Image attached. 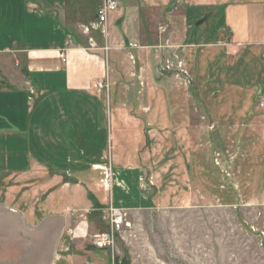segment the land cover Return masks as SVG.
Segmentation results:
<instances>
[{
	"label": "crops",
	"instance_id": "obj_1",
	"mask_svg": "<svg viewBox=\"0 0 264 264\" xmlns=\"http://www.w3.org/2000/svg\"><path fill=\"white\" fill-rule=\"evenodd\" d=\"M116 1L120 8L108 14L103 32L97 24L102 0H0V57L10 60L8 65L0 63V180L10 182L8 186L0 184V191L6 192L4 201H0V264H78L80 252H73L70 246L62 248L63 230L73 219L72 213L64 211L80 208L81 174H88L90 179L84 182L87 188L101 192L104 200L98 173L91 169L101 165L104 149L95 155L94 146L110 139L119 145L134 137L136 157L146 147L141 151V164L144 166V161L152 157L145 155L150 154L148 145L155 143L162 132L159 126L146 128L150 124L145 125L141 118H129L128 112L137 108L124 109L119 95H139L143 89L136 86L128 90L119 84L127 77V52L112 49L122 47L129 39L139 42V34L133 30L129 33L130 26L138 30L161 26L159 21L164 17L171 26H182L187 32L200 18L189 0H180V19L174 16L179 9L176 0ZM257 4L251 1L250 8L237 6L232 10L228 0L204 1V24L210 23L204 33V70L217 71L216 75L208 74L206 80L217 78L222 83L229 68L237 66L227 79L231 78L241 95L264 91V0L261 9ZM228 15L234 18V25ZM223 18L222 27L214 26ZM244 21L248 25L244 26L246 33L237 35L242 28L238 23ZM257 24L259 35H251ZM213 36L215 41L206 42ZM185 37L191 40L190 35ZM87 41L89 48L84 47ZM256 62L262 76L253 69ZM114 64L122 71L119 67L114 71ZM19 65L24 69L25 83L17 88V81L13 87L12 80L17 79L15 67ZM105 78L109 84L107 99L93 88L97 80ZM245 80L250 85L247 91L241 86ZM236 106L249 111L244 117L250 119L251 127H257L258 121L264 123V112L255 109L256 114L251 116L252 107L241 101ZM156 107L154 111L159 109ZM236 118L235 126L239 127L243 121L238 115ZM84 149H89L88 154ZM114 151L117 159L133 157L130 149L126 152L121 146ZM125 167L126 172L135 169ZM112 171L116 178L111 190L112 207L127 210L153 203L137 187L132 195L127 193L130 175L117 164ZM16 192L20 193L17 198L13 197ZM38 197L41 201L36 205ZM89 198L98 205L95 195ZM28 201L31 205L24 208ZM20 221L23 225L19 226ZM60 256L64 263L58 261Z\"/></svg>",
	"mask_w": 264,
	"mask_h": 264
},
{
	"label": "rangeland",
	"instance_id": "obj_2",
	"mask_svg": "<svg viewBox=\"0 0 264 264\" xmlns=\"http://www.w3.org/2000/svg\"><path fill=\"white\" fill-rule=\"evenodd\" d=\"M204 1L189 0L193 3V12L200 18L189 31L185 32L182 26H171L163 17L159 21L161 26H143L142 30L130 26L129 33L133 30L139 34V42L129 39L122 47L111 48L127 52V77L118 83L128 90L136 86L143 89L139 95H119L123 108H137L128 112L129 118H141L145 125L150 124L146 128L159 126L162 133L155 143L148 145L150 154L145 155L152 157L144 161V166L140 155L146 147L136 157L132 148L134 137L119 145L110 139L104 145L94 146L95 155L104 149L101 165L91 168L98 173L104 200L101 201V192L87 188L88 174H81L80 208L64 211L72 213L73 219L63 230L62 248L70 246L73 252H80L76 258L78 264H264V123L258 121L253 128L250 119L244 117L249 113L246 107L235 109L241 101L252 107L251 116L256 114L255 109L263 114L264 91L241 95L231 78L227 79L237 66L226 72L222 81L225 86L217 78L206 80L208 74L216 75L217 71L204 70V33L210 28V23L204 24ZM251 1L257 2L256 6L261 9V0H228V3L235 10L237 6L250 8ZM175 3L179 9L174 16L180 19L177 14L180 0ZM228 21L234 25L232 15H228ZM199 22L202 23L196 26ZM224 23L223 18L213 24L222 27ZM238 26L242 28L236 34H245L247 23L244 21ZM104 27L98 28L104 31ZM254 28L251 35H259V25ZM213 34L217 35V29ZM185 35H190L191 40ZM215 39L213 36L206 42ZM131 44L137 47L132 48ZM9 62L8 58L0 57V63L8 65ZM118 67L121 70V66L114 64V71ZM259 67L257 62L253 65L257 72ZM15 68L17 79L12 80V86L17 84L20 88L25 83L24 69L20 65ZM105 82L107 88L100 92L107 99V78ZM241 84L243 91L249 90L248 80ZM153 106L159 109L154 111ZM237 115L243 121L239 127L235 126ZM119 146L126 152L130 149L133 157L117 159L118 153L114 150ZM84 151L88 154L89 149ZM114 163L130 175V185L119 182L126 185L127 193L132 195L137 187L153 203L146 208L120 209L121 223L114 231L113 250H99L93 247V238L108 233L117 218L110 212L111 208L116 209L110 203L116 183ZM125 166L135 169L126 172ZM8 182L0 180L2 186H8ZM5 193L0 191L1 202ZM91 194L96 196L98 205L88 197ZM19 196L17 192L13 195ZM40 201L38 197L36 205ZM29 205L30 201L24 208ZM17 225L23 224L20 221ZM58 261L64 263V257L60 256Z\"/></svg>",
	"mask_w": 264,
	"mask_h": 264
},
{
	"label": "built area",
	"instance_id": "obj_3",
	"mask_svg": "<svg viewBox=\"0 0 264 264\" xmlns=\"http://www.w3.org/2000/svg\"><path fill=\"white\" fill-rule=\"evenodd\" d=\"M120 4L116 0H102V4L100 8L98 9L97 12V24L100 26H105V23L107 22V17L108 14L114 11L119 10ZM105 31V30H104ZM103 31V32H104ZM87 32V31H86ZM91 42V40H90ZM132 48H136V45H130ZM107 51V48L104 49ZM60 59L62 62L65 61V57L63 54L60 55ZM93 88L100 92L102 89L107 88V84L105 80H97ZM263 103H264V96H263ZM263 106V104H262ZM264 107V106H263ZM108 184V182L106 181ZM111 216L116 218L114 222L111 223V229L108 233L100 235V236H95L92 240V245L93 247L99 249V250H113L114 248V231H116V228H118L119 224L121 223V217L122 216V211L117 210V209H110Z\"/></svg>",
	"mask_w": 264,
	"mask_h": 264
},
{
	"label": "water",
	"instance_id": "obj_4",
	"mask_svg": "<svg viewBox=\"0 0 264 264\" xmlns=\"http://www.w3.org/2000/svg\"><path fill=\"white\" fill-rule=\"evenodd\" d=\"M201 23H202V22L197 23L196 26L200 25Z\"/></svg>",
	"mask_w": 264,
	"mask_h": 264
},
{
	"label": "trees",
	"instance_id": "obj_5",
	"mask_svg": "<svg viewBox=\"0 0 264 264\" xmlns=\"http://www.w3.org/2000/svg\"><path fill=\"white\" fill-rule=\"evenodd\" d=\"M89 197H91V196H89ZM97 205V204H96Z\"/></svg>",
	"mask_w": 264,
	"mask_h": 264
}]
</instances>
